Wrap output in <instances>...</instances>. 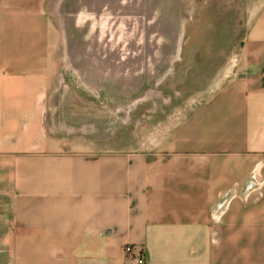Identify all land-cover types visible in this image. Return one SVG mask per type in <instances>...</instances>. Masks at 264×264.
<instances>
[{"label":"crops","instance_id":"1","mask_svg":"<svg viewBox=\"0 0 264 264\" xmlns=\"http://www.w3.org/2000/svg\"><path fill=\"white\" fill-rule=\"evenodd\" d=\"M44 4L0 0V264H264V0L215 95L145 144L84 116Z\"/></svg>","mask_w":264,"mask_h":264},{"label":"rangeland","instance_id":"2","mask_svg":"<svg viewBox=\"0 0 264 264\" xmlns=\"http://www.w3.org/2000/svg\"><path fill=\"white\" fill-rule=\"evenodd\" d=\"M90 7L101 11L107 27L116 22L115 37L101 41V50L91 40L92 33L87 30L83 35V26L76 29L72 16L78 10L87 13ZM257 7L258 0H45L44 4L58 29L60 77L69 82V94L90 97L84 116L89 110L90 121L105 132L107 144L117 133L127 142L135 138L145 144L155 138L154 131L166 126V119L176 121L215 95L231 54L244 46ZM75 109L76 116L82 115L79 105Z\"/></svg>","mask_w":264,"mask_h":264},{"label":"water","instance_id":"3","mask_svg":"<svg viewBox=\"0 0 264 264\" xmlns=\"http://www.w3.org/2000/svg\"><path fill=\"white\" fill-rule=\"evenodd\" d=\"M90 4H92V2H90ZM104 10H106L105 5H103L102 7V12ZM82 11L78 10L72 16L73 18H75L74 22L76 29H81L83 26V32L81 31L83 35L86 34V31L88 30V33H92L91 40L95 41L98 46L101 45V43L108 37H115L114 34L117 31V28L115 27L116 22H114L113 19L115 18V15L111 18L114 23L110 24V27H107L106 21H101V11H99L98 8L94 9V7H90L87 13H84ZM86 19L88 21H86ZM85 28L86 30L84 31ZM99 49L101 50L100 46Z\"/></svg>","mask_w":264,"mask_h":264},{"label":"built area","instance_id":"4","mask_svg":"<svg viewBox=\"0 0 264 264\" xmlns=\"http://www.w3.org/2000/svg\"><path fill=\"white\" fill-rule=\"evenodd\" d=\"M132 252V249L131 248H129V247H127L126 249H125V253H127V254H130ZM139 262H142L143 261V259L141 258V257H139Z\"/></svg>","mask_w":264,"mask_h":264}]
</instances>
